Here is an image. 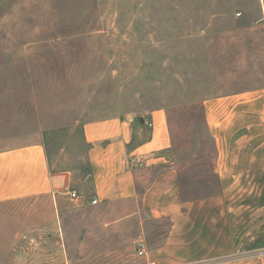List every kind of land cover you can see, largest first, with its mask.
Listing matches in <instances>:
<instances>
[{
  "label": "rangeland",
  "instance_id": "1",
  "mask_svg": "<svg viewBox=\"0 0 264 264\" xmlns=\"http://www.w3.org/2000/svg\"><path fill=\"white\" fill-rule=\"evenodd\" d=\"M261 84V0H0V149L41 141L84 202L66 213L72 242L99 231L111 252L19 257L9 233L23 226L15 216L25 208L1 204L0 264L137 262L139 250L165 241L171 221L136 199L92 203L85 123L164 108L180 197L205 198L218 194L219 179L204 100Z\"/></svg>",
  "mask_w": 264,
  "mask_h": 264
},
{
  "label": "crops",
  "instance_id": "2",
  "mask_svg": "<svg viewBox=\"0 0 264 264\" xmlns=\"http://www.w3.org/2000/svg\"><path fill=\"white\" fill-rule=\"evenodd\" d=\"M203 106L217 149L219 192L193 200L181 199L168 160L172 137L164 108L140 119L111 116L84 125L93 199L99 205L136 199L153 217L172 224L163 243L129 264H264V84L225 91L206 98ZM72 191L71 173L52 170L41 141L0 149V205L17 203L26 211L15 216L23 226L9 233L16 237L15 255L64 260L111 253L101 248L99 231L72 242L66 213L72 204H84Z\"/></svg>",
  "mask_w": 264,
  "mask_h": 264
},
{
  "label": "built area",
  "instance_id": "3",
  "mask_svg": "<svg viewBox=\"0 0 264 264\" xmlns=\"http://www.w3.org/2000/svg\"><path fill=\"white\" fill-rule=\"evenodd\" d=\"M70 196L72 197V198H79V195H78V193L76 192V191H72V192H70ZM98 202V199H96V198H94L93 200H92V203L93 204H96ZM139 255H143L144 254V250L143 249H141V250H139Z\"/></svg>",
  "mask_w": 264,
  "mask_h": 264
},
{
  "label": "trees",
  "instance_id": "4",
  "mask_svg": "<svg viewBox=\"0 0 264 264\" xmlns=\"http://www.w3.org/2000/svg\"><path fill=\"white\" fill-rule=\"evenodd\" d=\"M140 119V118H139ZM88 143V142H87ZM89 144V143H88ZM89 146L91 147V145L89 144ZM46 152H47V150H46ZM47 156H48V153H47ZM48 159H49V156H48Z\"/></svg>",
  "mask_w": 264,
  "mask_h": 264
},
{
  "label": "water",
  "instance_id": "5",
  "mask_svg": "<svg viewBox=\"0 0 264 264\" xmlns=\"http://www.w3.org/2000/svg\"><path fill=\"white\" fill-rule=\"evenodd\" d=\"M142 121H143V122H145V120H144V119H142Z\"/></svg>",
  "mask_w": 264,
  "mask_h": 264
}]
</instances>
